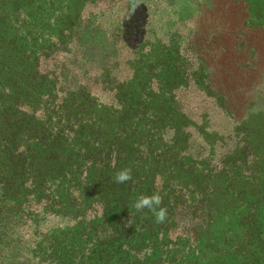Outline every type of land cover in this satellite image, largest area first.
<instances>
[{"label": "trees", "instance_id": "trees-1", "mask_svg": "<svg viewBox=\"0 0 264 264\" xmlns=\"http://www.w3.org/2000/svg\"><path fill=\"white\" fill-rule=\"evenodd\" d=\"M88 1L0 0V264H264V165L254 158L256 173L246 169L240 147L215 171L197 158L173 47L152 51L157 81L133 63L114 81L102 66L116 104L44 67L73 46L94 50L103 29L83 17ZM235 1L249 27L264 29V0ZM248 143L240 151L253 152ZM125 167L132 180L116 183ZM155 192L164 223L132 207ZM48 217L67 223L40 230Z\"/></svg>", "mask_w": 264, "mask_h": 264}, {"label": "rangeland", "instance_id": "rangeland-1", "mask_svg": "<svg viewBox=\"0 0 264 264\" xmlns=\"http://www.w3.org/2000/svg\"><path fill=\"white\" fill-rule=\"evenodd\" d=\"M86 15H95L103 29L94 50L84 53L79 45L73 46L68 53L44 63V67L66 75V86L85 84L100 102L116 104L114 90L105 88L97 76L102 66L112 67L114 81L129 79L132 63L137 73L157 81L161 73L150 65L160 58L152 51L173 47L182 71L175 98L186 116L180 120L189 125L190 144L197 150V158L208 157L205 164L215 171L223 158L240 147L238 156L245 157L246 169L256 173L251 163L254 158L264 165L257 144L264 139V29L246 24L242 2L93 0L84 6L83 17ZM116 35V43L111 45ZM248 142L253 152L250 146L247 152L240 151ZM245 168L243 176L248 172ZM63 223L67 220L48 217L39 228ZM182 228L177 227L171 237ZM25 237L30 239L32 234L27 232Z\"/></svg>", "mask_w": 264, "mask_h": 264}, {"label": "clouds", "instance_id": "clouds-1", "mask_svg": "<svg viewBox=\"0 0 264 264\" xmlns=\"http://www.w3.org/2000/svg\"><path fill=\"white\" fill-rule=\"evenodd\" d=\"M132 180V170L130 167H125L117 170L114 174V181L116 183H126ZM162 196L155 192L151 195L141 194L138 196L132 204V207L140 212L144 209H148L156 219L157 223H164L167 218V209L161 207Z\"/></svg>", "mask_w": 264, "mask_h": 264}]
</instances>
